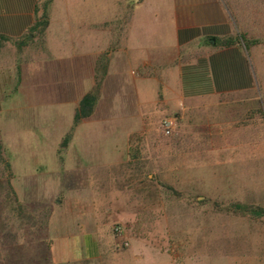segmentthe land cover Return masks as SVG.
Masks as SVG:
<instances>
[{
	"label": "crops",
	"instance_id": "crops-1",
	"mask_svg": "<svg viewBox=\"0 0 264 264\" xmlns=\"http://www.w3.org/2000/svg\"><path fill=\"white\" fill-rule=\"evenodd\" d=\"M60 1L70 9L59 33L51 31L50 19L41 39L29 33L36 0H0V122L4 120L7 128L22 118L33 120L36 129L46 121L43 127L51 122L62 127L60 141L50 150L56 172L71 174L77 186L86 185L74 193L57 191L33 199L50 205L47 231L57 259L89 264L104 259L113 264L117 240L112 222L135 215L136 201L151 198V188L138 187L144 183L141 155L163 148L143 139L153 135L148 130L151 121L202 100H223L231 113L241 116L255 111L256 137L251 144L244 136L247 127L234 131L220 125L223 129L210 132V152L226 154L223 161L218 154L210 163L208 183L215 200L224 197L264 208L261 187H253L249 179L252 172L264 169V99L247 96L258 87V76L255 58L241 38V28L249 29L241 9L235 12L226 0H136L122 31L118 27L106 33L104 0L101 17L99 6L96 17L92 8L88 15L78 16L71 7L81 0ZM19 40L26 41L21 48L14 45ZM104 51L108 69L95 109L72 127L77 104L94 83L95 60ZM31 104L34 111L22 117L21 111ZM69 131L68 142L61 146ZM131 135L139 138L130 142ZM250 145L260 152L261 169L257 162L256 169L248 170L243 156L229 158V152H248ZM28 165V175L40 169L36 162ZM149 170L150 166L145 172ZM156 182L164 188L167 184L162 178ZM101 229L104 234L99 236ZM263 235L258 226L244 229L241 264H264ZM146 251L147 245L134 241L124 254L132 258L131 264H144Z\"/></svg>",
	"mask_w": 264,
	"mask_h": 264
},
{
	"label": "rangeland",
	"instance_id": "rangeland-1",
	"mask_svg": "<svg viewBox=\"0 0 264 264\" xmlns=\"http://www.w3.org/2000/svg\"><path fill=\"white\" fill-rule=\"evenodd\" d=\"M135 1L104 0L106 33L118 27L122 31L125 26L122 23L123 17ZM226 1L235 12L238 11L237 8L241 9V18L249 28L248 30L241 28V30L246 38L252 41L251 45H255L249 46L248 50L252 52L256 61L254 63L258 87L247 96L264 99V0ZM102 3L103 0H81L71 8L78 16L88 15L92 8L96 17V7L99 6L101 17ZM53 4L54 0L49 6V21L51 19L54 23L51 25V31L59 33L65 13L70 7L67 8L68 5L59 0L50 10ZM230 12L232 14V11ZM21 97L20 100L23 99ZM30 99L31 101L34 99L31 94ZM222 101L202 100L188 105L183 111L163 114L151 121L148 130H152L153 135L143 139L163 148L147 151L141 155L144 162L142 170L144 183L138 185L140 188H151V198L136 201L138 207L135 215H126L112 222L111 229L116 223L122 226L121 239L128 242L126 247H115L116 249L113 250L115 254L112 255L113 264L133 262L124 252L134 241L148 246L149 251L145 253L144 264H169V261L173 264H241L239 257L241 233L247 226L250 228L258 226L264 231V218L238 216L225 211V207L235 201L225 200L224 197H217L215 200L209 190L210 163L215 161L218 154L223 161L226 154L210 152V132H214L217 127L223 129L220 125L234 131L240 126L247 127L243 131L245 134L248 133L244 136L250 139V144L256 137L253 135L257 127V117L253 114L255 111L249 110L248 115L242 116L233 111L231 113ZM33 111L34 106L32 107L31 104L28 108H24V112L22 110L20 115L24 113L28 118ZM165 117L171 118L174 123L168 135H165L161 129V122ZM47 123L48 121L44 122V125ZM0 124L2 125L0 128H3L0 140L6 151L4 157L13 167L10 175L4 162L0 161V264H87L88 261L60 262L57 259L49 240L47 226H43L40 221L44 207L50 210V205L45 201H33L37 197L48 198L57 191L74 193L79 188L86 189V185L77 186L71 174L59 175V177L56 172V158L50 150L60 141L62 127L51 122L47 127L42 125V128L36 129L33 120L26 121L22 118L11 121L7 128L4 120H1ZM258 154L260 152H256L255 148L252 150L250 145L248 152H229V158L232 155L243 156L248 162V170L251 171L256 169L257 162L261 169V163L257 159ZM33 162H36L40 169L34 175H28L30 174L27 172L28 164L32 165ZM23 163L26 165L23 166ZM149 166L150 170L145 172ZM260 172H252L249 179H252L253 187L259 189L261 187L264 190V169L263 173ZM148 174L151 175L150 179L147 177ZM158 178L166 181V185L172 189L160 186L156 182ZM7 182H10L21 202L37 207L33 223H27L26 219H19L16 215ZM261 189V193L264 194ZM149 191L151 190L147 193ZM174 191H177L178 195L174 194ZM222 196H224L223 191ZM101 230H98L99 236L104 234V229ZM116 240L119 241L117 238ZM85 250V248L81 249L84 256ZM100 260L102 262L99 264L108 262L104 259Z\"/></svg>",
	"mask_w": 264,
	"mask_h": 264
},
{
	"label": "trees",
	"instance_id": "trees-1",
	"mask_svg": "<svg viewBox=\"0 0 264 264\" xmlns=\"http://www.w3.org/2000/svg\"><path fill=\"white\" fill-rule=\"evenodd\" d=\"M51 2H52V0H36V3H35L34 12H35L36 18H35L34 23L32 24V26L29 29V33L33 34L34 36H40L41 39L44 38L45 31H46L48 24H49V6H50ZM129 16H130V11H128L126 13L125 17H123V21H122L123 25H126V23L128 22ZM241 38L245 42V47L248 48L252 41L247 39L244 34H241ZM3 39L7 40L6 38H3ZM227 41H228V39L223 41V43H225ZM25 44H26L25 40H19V41L14 42V45L17 48H21ZM107 52L108 51H104V52L100 53L95 60L94 74H93L94 83H93L92 87L90 88V90H88L80 98V100L77 104V107L74 111L72 127H74L75 125L80 123L84 118L89 117L95 109V106H96V103H97V100L99 97L100 88L102 86L104 77H105L107 69H108ZM70 136H71V132L69 131L62 138L60 145L64 146L68 142ZM136 137H137V135H131L129 138L130 142L135 141ZM5 153H6L5 147L3 146V144L0 140V161L4 162L6 169L8 170L9 174L11 175L12 174L11 173V167H10V164L7 161V159H5V157H4ZM7 186H8V189L10 191L12 200L14 202L13 209H14L16 215L18 216V218L22 219V220L26 219L27 223H29V222L33 223V221L35 219L34 213H35V211H37V207H31V206H28L27 204L21 202L18 199L15 191L13 190V187L10 184V182H7ZM163 186H165L169 190L172 189L171 187H169V185H163ZM174 194L178 195V192L174 191ZM224 210L227 212H232L238 216H250L253 218L264 217V208L263 207L257 206V205L244 204V203H240V202L231 203L230 205L225 207ZM49 214H50L49 208L44 207V214L42 215V218L40 220L41 223L43 224V226H47Z\"/></svg>",
	"mask_w": 264,
	"mask_h": 264
},
{
	"label": "built area",
	"instance_id": "built-area-1",
	"mask_svg": "<svg viewBox=\"0 0 264 264\" xmlns=\"http://www.w3.org/2000/svg\"><path fill=\"white\" fill-rule=\"evenodd\" d=\"M173 121L171 118L165 117L161 122V129L165 135H168L171 133V130L173 129ZM112 232L115 238H117L119 241H117L116 246L118 247H126L128 245V242L125 239H121L123 228L119 223H116L112 226Z\"/></svg>",
	"mask_w": 264,
	"mask_h": 264
}]
</instances>
